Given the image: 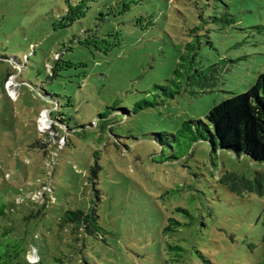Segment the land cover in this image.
<instances>
[{"label":"rangeland","instance_id":"1","mask_svg":"<svg viewBox=\"0 0 264 264\" xmlns=\"http://www.w3.org/2000/svg\"><path fill=\"white\" fill-rule=\"evenodd\" d=\"M109 2L89 0L83 25L102 26L96 16ZM205 2L196 10V85L186 77L191 22L164 0L145 2L158 14L154 25L97 57L82 86L54 80L61 100L71 97L67 111L78 110L70 126L80 127L69 131L33 87L43 61L77 30L52 29L65 0H0V236L24 239L23 257L8 264H257L262 200L230 192L219 178H251L264 166L210 151L201 121L264 72V0ZM25 55L21 72L11 58ZM201 75L215 84L200 86ZM76 208H93L100 228L60 224Z\"/></svg>","mask_w":264,"mask_h":264},{"label":"trees","instance_id":"2","mask_svg":"<svg viewBox=\"0 0 264 264\" xmlns=\"http://www.w3.org/2000/svg\"><path fill=\"white\" fill-rule=\"evenodd\" d=\"M170 7L182 8L184 13H179L183 21L191 22L188 27L189 36L192 42L187 47L192 49V55L188 59L187 79L196 85V66L194 57L196 55V10L200 5H207L205 0H164ZM66 6L61 14L52 22V29L57 33L70 31L73 24H77V30L72 31L68 42H61L59 47L52 52L50 56L43 61L42 69L44 71L41 80L33 86L37 95L46 103L54 106L48 111L50 116L59 114L60 121L69 131L80 126H70V119L78 112L77 109L67 111V108L73 106L71 97L65 94L61 100V93L57 92L54 86V80L59 79L68 81L77 78L80 87L86 79L92 64H97V57L108 56L115 50L122 47L127 32L132 30H147L155 24L158 14L148 11L144 4L152 0H110L105 4V11L99 10L96 19L101 25L84 26L83 19L87 17L92 5L89 0H65ZM155 2V1H154ZM134 10V14L125 18V16ZM123 16V20L121 19ZM200 17L199 14L197 16ZM118 18V20H117ZM117 20V21H116ZM114 21L116 24L114 25ZM126 24L128 27L124 32L118 25ZM59 34V35H60ZM190 46V47H189ZM11 58V57H6ZM28 55L24 56V61L16 60L22 65V70L26 69ZM209 68V67H208ZM20 72V73H21ZM201 72V71H200ZM201 74V73H199ZM198 74V75H199ZM200 86L211 87L215 84L216 77L198 76ZM59 86L61 83H57ZM117 109L111 107L109 112L114 113ZM120 111V110H117ZM105 114H98L97 119L108 123ZM206 123H201L208 133L209 149L217 153L219 150L228 151L234 157L246 156L250 161L264 166V72L259 73L253 84L243 93H231L221 102L215 103L205 116ZM187 125L189 124L186 122ZM109 125V123L107 124ZM192 134L196 135V127L187 126ZM195 129V131H193ZM39 141H34V146H38ZM88 172L91 176L97 174V169L90 166ZM93 187V180L90 179ZM230 192L243 196L245 194H255L262 200V236H261V256L257 264H264V170L255 171L253 177L248 178L235 172H224L219 178ZM96 191L98 189L95 187ZM187 214L183 208H177ZM3 210H0L2 216ZM69 224L72 230L92 233L98 230V216L93 208L70 209L64 212L60 224ZM8 231L0 236V264H8L12 260L22 258L24 251L23 238H8ZM8 239L11 241L8 242Z\"/></svg>","mask_w":264,"mask_h":264},{"label":"bare ground","instance_id":"3","mask_svg":"<svg viewBox=\"0 0 264 264\" xmlns=\"http://www.w3.org/2000/svg\"><path fill=\"white\" fill-rule=\"evenodd\" d=\"M46 118H47V113L44 111L42 114L41 120L45 122Z\"/></svg>","mask_w":264,"mask_h":264},{"label":"built area","instance_id":"4","mask_svg":"<svg viewBox=\"0 0 264 264\" xmlns=\"http://www.w3.org/2000/svg\"><path fill=\"white\" fill-rule=\"evenodd\" d=\"M36 260H37V258H34V259H33V262H35Z\"/></svg>","mask_w":264,"mask_h":264}]
</instances>
